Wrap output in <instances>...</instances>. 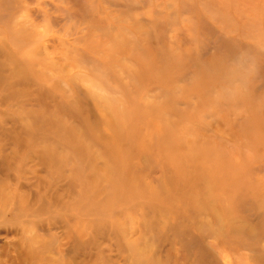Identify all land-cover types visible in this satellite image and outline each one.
Instances as JSON below:
<instances>
[{
  "label": "rangeland",
  "instance_id": "rangeland-1",
  "mask_svg": "<svg viewBox=\"0 0 264 264\" xmlns=\"http://www.w3.org/2000/svg\"><path fill=\"white\" fill-rule=\"evenodd\" d=\"M0 264H264V0H0Z\"/></svg>",
  "mask_w": 264,
  "mask_h": 264
}]
</instances>
